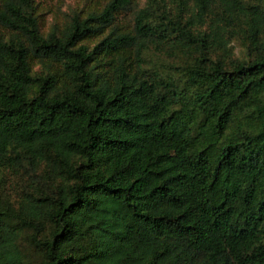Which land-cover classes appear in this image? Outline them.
Instances as JSON below:
<instances>
[{"label": "trees", "instance_id": "trees-1", "mask_svg": "<svg viewBox=\"0 0 264 264\" xmlns=\"http://www.w3.org/2000/svg\"><path fill=\"white\" fill-rule=\"evenodd\" d=\"M131 4L0 0V264H264V0Z\"/></svg>", "mask_w": 264, "mask_h": 264}, {"label": "rangeland", "instance_id": "rangeland-1", "mask_svg": "<svg viewBox=\"0 0 264 264\" xmlns=\"http://www.w3.org/2000/svg\"><path fill=\"white\" fill-rule=\"evenodd\" d=\"M106 0H32L34 14L38 18L39 29L46 34L54 26L57 29H62L69 22L75 12L86 9H101ZM147 0H132L129 9L123 11L118 17L117 24L123 29L132 27L133 10L139 9L145 5ZM0 33L8 35L9 29L1 26ZM237 51L239 44L233 42Z\"/></svg>", "mask_w": 264, "mask_h": 264}]
</instances>
